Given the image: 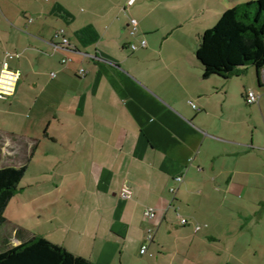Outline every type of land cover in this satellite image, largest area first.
<instances>
[{
    "label": "crops",
    "instance_id": "crops-1",
    "mask_svg": "<svg viewBox=\"0 0 264 264\" xmlns=\"http://www.w3.org/2000/svg\"><path fill=\"white\" fill-rule=\"evenodd\" d=\"M46 1L35 5L36 19L14 16L25 29L8 38L5 61L21 76L6 97L34 118L24 119L21 135L1 137L17 146L23 165L47 141L54 145L47 147L52 168L39 178L37 199L55 194L49 202L57 204L63 193L72 207L74 196L82 197V208L67 219L82 247L46 238L95 264H228L230 257L258 264L254 259L264 257L263 95L252 89L250 67L228 78L203 76L196 51L206 29L185 27L203 12L200 4ZM131 18L138 21L135 36ZM61 28L70 49H54ZM245 74L236 85L234 78ZM249 90L258 102H247ZM196 224L207 226L197 231ZM149 230L155 234L146 259L141 246ZM2 232L9 236L0 247L22 242L13 227ZM246 255L252 258L244 261Z\"/></svg>",
    "mask_w": 264,
    "mask_h": 264
},
{
    "label": "rangeland",
    "instance_id": "rangeland-1",
    "mask_svg": "<svg viewBox=\"0 0 264 264\" xmlns=\"http://www.w3.org/2000/svg\"><path fill=\"white\" fill-rule=\"evenodd\" d=\"M197 2L196 4H200L202 7L203 12L201 15H196V18L191 19V21L185 23V27H191V29H208L215 26L220 16L226 11L228 8L233 7L234 5L242 2H246L249 0H184V2ZM194 2V3H195ZM39 4H46V0H0V72L3 67L4 62H6V52L9 50V46L7 45V40L10 35L16 36L18 31L16 29H25V27L21 26L19 21H14V16L18 17L24 16L36 19V15L34 12L36 10L35 5ZM35 9V10H34ZM25 15H24V13ZM188 14V13H186ZM8 18V20H7ZM204 31L200 33V37ZM21 33V32H19ZM199 44V42H198ZM15 60H12L11 63L15 64ZM10 67L13 70H16L17 67L13 66ZM249 70L251 71L252 81H255V85L252 87L254 91L259 94H262V106L264 108V86H259L256 77V70L254 66H249ZM247 74L243 75L241 78H234V83L238 85L241 82V79H244ZM235 85V84H234ZM12 87H8L3 85L0 91H4L7 93ZM7 89V90H6ZM10 92V91H9ZM8 92V93H9ZM14 98L12 96H7L6 99H0V167L3 166H23V156L21 159L16 157V152L13 150L17 149L15 145H4V136L7 133L21 135L24 129V119H31L33 120L34 114L24 111L22 107H18L17 102L14 103ZM14 103V104H13ZM13 104V105H12ZM22 112H25L22 114ZM28 112V113H27ZM27 114V115H26ZM32 114V115H31ZM25 116V117H21ZM32 116V117H31ZM27 117V118H26ZM31 121V120H30ZM35 121V119H34ZM33 123L35 124V122ZM39 126L36 125V128ZM34 130V127H33ZM41 134L44 136V129H42ZM51 142L47 141L42 146L38 148L39 153L34 155L32 161H25L27 165V169L25 175L21 179L20 183L18 184V192L15 196L11 199L9 205L7 206L5 215L10 220V223L3 226V229H8L11 226H21L27 229L30 233L35 235H41L50 238L54 242H62L71 248H81L83 245L77 234L71 232L69 226L67 224V219L69 218L68 215L75 214L78 210L82 208L79 204L82 202V197L74 196L73 205L72 207L66 205V198L65 194H57L55 198L59 199V203L57 204H50V197L53 195L43 196L37 199L35 195V191L38 186V181L40 183V176L43 172H49V168L52 166L50 161L49 151L47 147H52L50 144ZM47 144V145H45ZM5 146V149L8 148L10 151L6 150L5 154L2 153V147ZM58 148H62L63 150L66 147L59 146ZM80 164L78 162H74L73 165ZM72 166V163H70ZM66 166V164H65ZM52 168V167H51ZM63 170V169H62ZM49 174V173H48ZM49 186V185H48ZM50 204V205H48ZM79 208H76L78 207ZM67 206V207H66ZM72 209H74L72 211ZM76 211V212H75ZM84 212L83 209L80 211V216L83 217ZM204 229V228H203ZM2 231V230H1ZM7 232H2L0 234V239L7 236ZM9 236V235H8ZM7 236V237H8ZM78 236L80 239L78 240ZM14 237V236H12ZM20 237V236H19ZM81 244V245H80ZM2 246V243H0ZM81 246V247H80ZM142 247V246H141ZM140 252L137 251V253ZM140 255V253H139ZM142 257L148 258V255H144L142 253ZM247 258H243L244 261L250 260L252 257L250 255H246ZM264 256V255H263ZM228 264H236V259L229 258ZM258 261V264H264V257H257L254 259ZM224 259L222 264H226ZM257 264V263H256Z\"/></svg>",
    "mask_w": 264,
    "mask_h": 264
},
{
    "label": "trees",
    "instance_id": "trees-1",
    "mask_svg": "<svg viewBox=\"0 0 264 264\" xmlns=\"http://www.w3.org/2000/svg\"><path fill=\"white\" fill-rule=\"evenodd\" d=\"M196 55L205 78H228L252 65L257 70L259 85L264 86V0L238 3L224 11L218 23L202 33ZM26 169L27 165L0 167V234L3 226L10 223L5 212ZM11 227L22 242L0 247V264H95L44 236L21 226Z\"/></svg>",
    "mask_w": 264,
    "mask_h": 264
},
{
    "label": "built area",
    "instance_id": "built-area-1",
    "mask_svg": "<svg viewBox=\"0 0 264 264\" xmlns=\"http://www.w3.org/2000/svg\"><path fill=\"white\" fill-rule=\"evenodd\" d=\"M133 0H130L129 1V4H132ZM138 32V21L136 18H131L130 19V33L131 35L135 36ZM54 42H53V46H54V49L55 50H64V49H70L71 48V41L69 39V37L67 36L65 30L63 28L57 30L54 34ZM147 42L145 39H142L140 41V45L141 46H146ZM130 47L132 49H137L138 48V45L137 44H131ZM69 61V58L65 57L62 59V62L63 63H67ZM81 75H85L87 73V70L85 68H81L80 69V72H79ZM53 76H56V73L53 72L52 73ZM20 76H21V73L20 71L18 70H13L11 69L7 62H4L3 64V67L1 69V72H0V86L1 85H5V86H8V87H12V92L15 91L16 87H17V84H18V81L20 79ZM262 81L264 82V70H263V73H262ZM8 93H5L4 91H0V98H3V97H6ZM259 98L260 96L257 95L253 90H249L247 92V95H246V100L248 103H256L259 101ZM192 106L197 109V110H200V107L197 106V104L191 102ZM175 180L178 182V183H181L183 180H184V177L183 175H179L175 178ZM177 191V187L174 186L171 188V192L173 194H175ZM123 195L124 196H128V192L124 191L123 192ZM146 214L149 216V217H154L155 213L152 209H148ZM181 223L182 224H187L189 223V220L186 218V217H182L181 218ZM204 226H207V224L205 225H202V224H196L195 225V229L197 231L201 230ZM154 234H155V231L154 230H149L148 233H147V236H146V242L142 245L141 247V253H146L147 252V249H148V245L151 241H153L154 239Z\"/></svg>",
    "mask_w": 264,
    "mask_h": 264
}]
</instances>
